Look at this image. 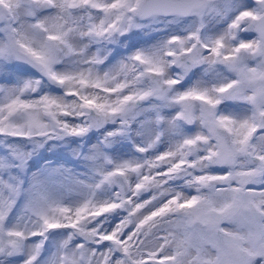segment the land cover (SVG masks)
<instances>
[{
    "label": "snow or ice",
    "instance_id": "snow-or-ice-1",
    "mask_svg": "<svg viewBox=\"0 0 264 264\" xmlns=\"http://www.w3.org/2000/svg\"><path fill=\"white\" fill-rule=\"evenodd\" d=\"M0 264H264V0H0Z\"/></svg>",
    "mask_w": 264,
    "mask_h": 264
}]
</instances>
